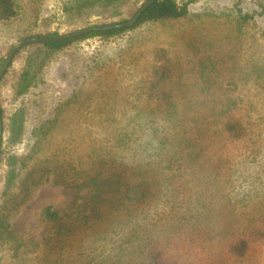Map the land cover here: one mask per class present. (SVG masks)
Wrapping results in <instances>:
<instances>
[{
    "label": "rangeland",
    "instance_id": "1",
    "mask_svg": "<svg viewBox=\"0 0 264 264\" xmlns=\"http://www.w3.org/2000/svg\"><path fill=\"white\" fill-rule=\"evenodd\" d=\"M175 1L188 5L186 18L148 24L108 38L77 41L46 59L30 46L18 50L0 83L6 127L0 164V264H85L81 260L87 256L90 264H100L111 253L129 226L122 215L105 213L87 229L79 227L63 249H55L54 226L41 214L47 206L62 216L88 213L83 206L92 192L77 190L78 174H91L99 154L105 159L115 157L118 163L130 160L133 144L129 143L132 148L127 150L116 141L118 128L128 121L130 128L138 121L143 124L141 118L161 125V119L174 117L180 106L225 101L226 90L238 96L235 84L242 92L239 100L256 106L251 114L264 116V0ZM15 2L17 16L0 22V60L7 59L20 42L33 35L56 32L66 36L128 22L146 0H102L80 10L73 7L78 0ZM238 10L252 18L241 21ZM94 57L100 67L87 78L84 70ZM30 58H36L37 63L43 59V64L31 71L24 94L17 95L25 69L28 75ZM167 66V77L162 76ZM15 116L21 130L13 141L9 130ZM143 126L149 138L152 122ZM195 133L204 136L205 130ZM240 152L241 143L224 134L207 148V157L222 176L228 173L230 161L240 160ZM12 157L18 163L20 160V166H9ZM9 172L14 176L11 182ZM26 177L28 186L23 184ZM186 187L193 189L192 184ZM176 191L185 193L182 186ZM14 197V203L5 201ZM205 197L192 207L198 210L197 219L179 226L174 221L182 210L171 208L169 199L157 207L153 201L143 206L151 246L178 264H264V238L252 243L244 258H233L227 252L228 246L242 237L245 224H264V214L246 208L240 200L225 198L221 205L219 195ZM103 238L108 245L97 250Z\"/></svg>",
    "mask_w": 264,
    "mask_h": 264
},
{
    "label": "trees",
    "instance_id": "2",
    "mask_svg": "<svg viewBox=\"0 0 264 264\" xmlns=\"http://www.w3.org/2000/svg\"><path fill=\"white\" fill-rule=\"evenodd\" d=\"M101 1L78 0L79 3L73 7L78 10L86 9ZM187 14V4H178L175 0H157L144 10L132 26L89 32L66 40H57L56 38L61 36L56 32L37 34L28 39H46V41L32 42L26 46L35 48L38 50L36 53L46 59L67 49L77 41L93 37L117 36L152 23L182 20L186 18ZM16 16L15 0H0V22H8ZM238 16L243 22L252 18L248 14H242L240 10H238ZM126 22L121 21L97 27L120 25ZM18 53L19 51L15 53L14 57ZM122 55L124 54L118 57L120 58ZM43 59L39 63L36 62V58L34 60L27 59L28 75L25 69L19 79L17 95L24 94L28 89L30 85L27 79L31 80L33 75L31 71L39 69L43 64ZM91 59V63L87 64L84 70L87 78L94 73L91 72L94 68L100 67L97 66L99 63L96 57ZM5 61L6 59L0 60V71ZM101 67V70H104L103 66ZM105 67L111 69L107 65ZM166 69L168 66L163 69L162 76L166 75L167 77V74L164 73ZM7 71L8 69L0 83L7 75ZM132 83H136V81ZM234 86V93L241 96L242 92L238 85ZM203 88L209 93L206 85ZM167 95L170 96V93L168 92ZM238 96L233 94V90L230 92L226 90L225 101L208 104H200L197 101L188 103V105L180 106V110L175 109L174 117L167 116L161 119V125H157L156 120L141 118L140 121H144L143 124L138 121L130 128L128 121L123 128H118L116 141L123 143L127 150L132 148L128 146L129 143H132L134 146L132 148L133 155L130 160L121 159L118 163L115 157L105 159L99 154V159H96L92 164H95V169L91 174L86 171L78 174L77 190L88 189L92 192L83 206V210L88 213L85 215L83 211L82 216H62L50 206L42 210L43 220L50 222L55 229L52 247L63 249L66 244L73 241L76 236L75 231L79 227L84 226L87 229L90 222L103 218L105 213H109L122 215L128 222L126 226L128 224L129 226H127L126 232H121L123 238L116 246H113L107 257L101 259L100 264H178L177 261L166 260L159 249L151 246V234L144 226L147 216L146 219L145 216L143 217L142 210V207L149 202H155L157 207L169 199L168 203L171 204V208H181L183 214L174 221L178 226L197 219L195 214L198 213V210H194L193 205L195 207L200 205L201 202L198 203V201L204 196L209 198L219 195L217 199L221 205L225 204V198L240 200L246 208L252 207L259 210L261 215L264 214V116L255 118L251 112H255L256 106L251 102L239 100ZM169 106H173L172 103H169ZM239 113H241V117L237 116ZM0 114L4 135L6 127L1 105ZM108 120L106 118L105 122ZM110 121L117 122L115 119ZM149 121L152 122V127L148 134L150 137L147 138L143 125ZM20 126L21 122L15 116L9 130L13 141L17 139L14 138V134L17 133L15 137L20 134ZM198 129L205 130L204 136L195 133ZM38 133L42 134L43 131L39 130ZM224 134L236 140L237 144L241 143V152L239 153L240 160L238 162L230 161L228 173L219 176L216 164L213 165L208 160L207 148L214 146L216 140L222 138ZM41 137L39 136V139ZM3 143L2 139L0 164ZM151 144H154L156 148L149 149L148 146ZM10 160L9 166L16 164L20 166V160L18 163L16 157H12ZM193 174V179H190ZM8 176V181L11 182L14 177L13 173L9 172ZM23 184L28 186L27 177ZM190 184L193 189L186 187ZM181 186L185 193L176 191V188ZM216 189L217 191L213 192ZM4 195L6 196V194ZM181 195H184V198H178ZM195 195L198 196L197 201H195ZM16 197L7 198L5 201L14 203L17 200ZM221 199H223L222 202ZM175 200L179 203L176 204ZM200 207L203 209L202 206ZM187 213L189 214L186 215ZM2 219L3 216L0 214V228ZM65 219L69 222L66 223ZM167 219H171V217ZM116 232L117 230H114L115 234ZM105 238L101 239V245L96 248L97 250L106 249L108 242L104 240ZM262 238H264V224L259 223L253 226L245 224L242 237L232 242L228 246L227 252L233 258H244L248 254L251 244ZM81 261L90 264L88 256Z\"/></svg>",
    "mask_w": 264,
    "mask_h": 264
},
{
    "label": "water",
    "instance_id": "3",
    "mask_svg": "<svg viewBox=\"0 0 264 264\" xmlns=\"http://www.w3.org/2000/svg\"><path fill=\"white\" fill-rule=\"evenodd\" d=\"M155 1L157 0H148L147 2H145L141 8H139V10L136 12V14L134 15V17L124 23V24H120V25H112V26H106V27H93V28H88V29H84V30H80L77 31L73 34L70 35H66V36H61L59 38H56L57 40H66V39H72V38H76L79 37L81 35H84L86 33L89 32H99V31H107V30H113V29H119V28H124V27H129L134 25L137 20L139 19V17L141 16V14L144 12V10L146 8H148L150 5H152ZM49 40V39H47ZM40 41H46V39H30V40H25L20 42L13 50L12 52L9 54V56L7 57L1 71H0V80L2 79V77L4 76L6 70L8 69L9 65L12 63V60L14 58L15 53L24 45L28 44V43H32V42H40ZM3 139V129H2V118H1V114H0V150H1V142Z\"/></svg>",
    "mask_w": 264,
    "mask_h": 264
}]
</instances>
